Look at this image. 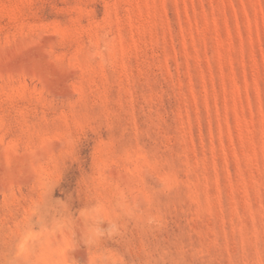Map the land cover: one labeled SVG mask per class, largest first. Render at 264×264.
<instances>
[{
    "label": "rangeland",
    "instance_id": "rangeland-1",
    "mask_svg": "<svg viewBox=\"0 0 264 264\" xmlns=\"http://www.w3.org/2000/svg\"><path fill=\"white\" fill-rule=\"evenodd\" d=\"M0 264H264V0H0Z\"/></svg>",
    "mask_w": 264,
    "mask_h": 264
}]
</instances>
